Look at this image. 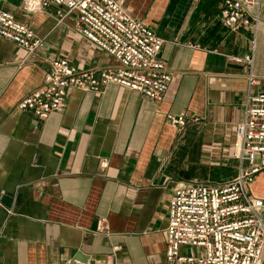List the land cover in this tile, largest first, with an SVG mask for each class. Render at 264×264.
Segmentation results:
<instances>
[{"label": "crops", "instance_id": "crops-1", "mask_svg": "<svg viewBox=\"0 0 264 264\" xmlns=\"http://www.w3.org/2000/svg\"><path fill=\"white\" fill-rule=\"evenodd\" d=\"M122 1L164 41L159 57L171 81L163 101L109 84L70 91L62 113L39 120L17 105L42 85L47 61L65 59L79 72L116 63L55 7L27 13L23 0H0L42 42L27 56L0 38V264H165L173 191L235 175V127L247 97L264 91V0L255 36L221 25L226 0ZM252 51L257 84L249 88L229 57ZM168 115L192 122L180 131ZM262 184L264 172L249 190L264 200Z\"/></svg>", "mask_w": 264, "mask_h": 264}, {"label": "built area", "instance_id": "built-area-1", "mask_svg": "<svg viewBox=\"0 0 264 264\" xmlns=\"http://www.w3.org/2000/svg\"><path fill=\"white\" fill-rule=\"evenodd\" d=\"M48 6L56 8L60 21L73 17L74 32L116 65L79 72L65 59L49 60L42 85L19 102V111L44 120L65 110L70 91L99 92L109 84L156 105L163 101L171 81L159 57L164 41L133 19L122 0H23L27 13H40ZM219 20L231 32L251 29L255 36L261 22L260 0H226ZM0 38L27 56L42 43L29 27L1 9ZM229 61L241 66L249 88L257 84L253 51ZM166 118L180 131L192 122L182 116ZM233 160L232 179L192 182L173 191L167 204L165 264H264V200L249 190L264 172V91L246 99L242 120L235 127ZM104 232L101 221L96 233Z\"/></svg>", "mask_w": 264, "mask_h": 264}, {"label": "water", "instance_id": "water-1", "mask_svg": "<svg viewBox=\"0 0 264 264\" xmlns=\"http://www.w3.org/2000/svg\"><path fill=\"white\" fill-rule=\"evenodd\" d=\"M239 69L241 68V67H238ZM242 69V68H241ZM79 256H82V255H78L76 258H79ZM84 259V262L83 263H85L87 260H88V258L87 257H83Z\"/></svg>", "mask_w": 264, "mask_h": 264}, {"label": "rangeland", "instance_id": "rangeland-1", "mask_svg": "<svg viewBox=\"0 0 264 264\" xmlns=\"http://www.w3.org/2000/svg\"><path fill=\"white\" fill-rule=\"evenodd\" d=\"M263 185V184H262ZM262 190L264 191V185L262 186ZM184 252V249H182V253Z\"/></svg>", "mask_w": 264, "mask_h": 264}]
</instances>
